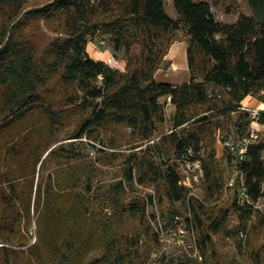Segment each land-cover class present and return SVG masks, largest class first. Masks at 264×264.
<instances>
[{
  "label": "trees",
  "instance_id": "16d2710c",
  "mask_svg": "<svg viewBox=\"0 0 264 264\" xmlns=\"http://www.w3.org/2000/svg\"><path fill=\"white\" fill-rule=\"evenodd\" d=\"M245 1L250 12L224 22L209 0H171L176 17L165 12L164 0H0V242L23 244L20 223H29L33 211L29 264H149L142 237L157 235L146 208L163 200L186 202L201 260L191 249L157 264H204L214 234L246 231L264 196V138H253L249 128L254 119L264 124V109L252 115L240 102L248 95L264 102V0ZM87 35L106 37L121 52L123 69L91 58ZM176 41L185 43L188 79L157 81ZM166 99L170 129L152 139L165 121ZM220 116L230 123L227 132L231 125L247 138L234 164L244 198L213 205L224 184L215 149ZM57 131L73 138L69 144L85 137L132 149L101 199L92 189L93 165L64 143L50 148ZM177 161L199 163L201 199L187 195ZM128 187L153 194L127 195ZM108 206L111 216L102 210ZM125 221L144 225L143 232L121 230ZM0 249L2 264H12L13 250Z\"/></svg>",
  "mask_w": 264,
  "mask_h": 264
},
{
  "label": "rangeland",
  "instance_id": "374dc122",
  "mask_svg": "<svg viewBox=\"0 0 264 264\" xmlns=\"http://www.w3.org/2000/svg\"><path fill=\"white\" fill-rule=\"evenodd\" d=\"M44 1L46 0H29L33 5ZM209 3L215 18L224 22L234 21L239 12H250L245 0H209ZM164 8L169 16L176 17V12L171 0H164ZM85 38L86 50L91 58L103 60L107 64H114L113 59L117 60L121 56V52H115L113 50L111 42L107 40L106 37L99 38L87 35ZM170 67L171 61L163 64L157 69L154 74L156 80L176 83L188 79L187 66L177 72L172 71ZM160 100L164 102L165 99L161 98ZM240 104L251 112L252 115H255L259 108L264 109V102L250 95L243 98ZM164 110L166 115L165 121L158 125L157 131L152 135V139H155L161 132L170 129V117L173 107L168 102V99H166ZM218 122L224 126L223 131L217 132L215 139L216 158L223 174L224 184L222 192L218 195L217 199L212 202L213 205L223 204L236 194L239 195L240 200L244 198L240 186L236 183L237 179L241 181V177L238 176L234 164L238 158L237 148L245 144L247 138H240L238 135L234 134L231 125L229 127L230 130L227 132V127L230 124L227 117L220 116ZM249 128L253 138L257 137V133L259 134L258 137L264 138V135H262L264 124H260L254 119L250 122ZM109 135V133H106V136ZM55 138L56 141L50 148L59 143H64L66 148L79 151L93 165L92 189L96 197H100L102 194L107 193L110 184L121 178L124 156L132 150L124 144L113 148L109 147L105 142L88 141L85 137H82L83 144H80L79 141H73V144H69V141L73 140V138L67 137L63 131H57ZM262 157H264V152H262ZM177 162L181 183L185 186L187 195L201 199L203 190L202 173L199 163L197 161ZM127 191V195H131L135 192L141 194L149 192L153 194L150 188L138 187L137 191H134V189L128 187ZM101 198L102 196L100 199ZM253 206L256 209V214L252 216L248 222L246 231L227 236L223 233L213 235L212 241L214 250L204 264H264V226L260 225V219L264 217V196L258 198ZM167 209L176 211V215L173 219H170ZM102 210L107 216L112 215L111 207L108 206ZM146 214L148 216L149 226L157 235V240L152 239L151 236L142 237L143 241L149 245L146 253L149 264H157L161 256L166 260L172 258L176 261L184 252L189 253L191 249L192 256H196L198 260H201L199 253H197V250L194 248V241L196 238L195 227L186 220L189 214L185 201H177L171 204L163 200L161 205L154 202L152 206H147ZM111 218L109 217L107 224L111 225L113 220ZM35 220L36 212L31 211L30 222L20 223V232L23 234V244L15 245L13 243L0 242V245L6 246V249L10 248L13 250H9L8 253V256L12 260V264H29L30 259H32L28 246L36 240L37 227ZM135 224L136 225H134V221H125L121 224L120 229L129 232L134 227L137 231L143 232L144 225ZM236 224L237 217L236 214L232 212L230 214L229 226L233 227ZM39 248L41 247L39 246ZM3 252H5V250L0 249V257L4 254ZM256 252H259V256L255 255ZM251 256L257 259V262L252 260L250 258ZM0 264H2L1 259Z\"/></svg>",
  "mask_w": 264,
  "mask_h": 264
},
{
  "label": "bare ground",
  "instance_id": "6f19581e",
  "mask_svg": "<svg viewBox=\"0 0 264 264\" xmlns=\"http://www.w3.org/2000/svg\"><path fill=\"white\" fill-rule=\"evenodd\" d=\"M166 56L172 57L173 59V62L170 67L172 71L177 72L181 69L186 68L185 52L182 49H179L178 45L175 42L174 44H172V46H170Z\"/></svg>",
  "mask_w": 264,
  "mask_h": 264
},
{
  "label": "crops",
  "instance_id": "0c3cea01",
  "mask_svg": "<svg viewBox=\"0 0 264 264\" xmlns=\"http://www.w3.org/2000/svg\"><path fill=\"white\" fill-rule=\"evenodd\" d=\"M175 43L178 45L179 49H182L185 52V44H184L183 41H176ZM172 44H174V43H172ZM172 44H171V46H172ZM165 58L168 59L169 61H171V64H172V60H173L172 57L165 56ZM113 61H114V64H109V65H111L113 67H116L118 69H121V70L123 69V67H124V61L122 59H117V60L113 59ZM157 81H165V80H157ZM184 81H186V80H184ZM184 81H181V82H184ZM181 82H176V83H181ZM169 83H172V82H169Z\"/></svg>",
  "mask_w": 264,
  "mask_h": 264
},
{
  "label": "built area",
  "instance_id": "2783aa9c",
  "mask_svg": "<svg viewBox=\"0 0 264 264\" xmlns=\"http://www.w3.org/2000/svg\"><path fill=\"white\" fill-rule=\"evenodd\" d=\"M242 151H243V148L241 147L240 150H239V152H242Z\"/></svg>",
  "mask_w": 264,
  "mask_h": 264
},
{
  "label": "water",
  "instance_id": "95a60500",
  "mask_svg": "<svg viewBox=\"0 0 264 264\" xmlns=\"http://www.w3.org/2000/svg\"><path fill=\"white\" fill-rule=\"evenodd\" d=\"M259 110H260V108H259Z\"/></svg>",
  "mask_w": 264,
  "mask_h": 264
}]
</instances>
